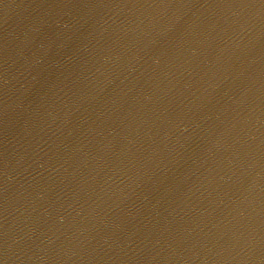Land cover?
Wrapping results in <instances>:
<instances>
[{
	"label": "water",
	"instance_id": "1",
	"mask_svg": "<svg viewBox=\"0 0 264 264\" xmlns=\"http://www.w3.org/2000/svg\"><path fill=\"white\" fill-rule=\"evenodd\" d=\"M83 264H264V0H42Z\"/></svg>",
	"mask_w": 264,
	"mask_h": 264
}]
</instances>
